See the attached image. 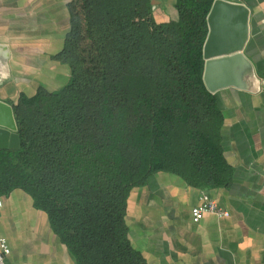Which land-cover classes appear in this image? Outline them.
I'll list each match as a JSON object with an SVG mask.
<instances>
[{"label": "trees", "instance_id": "16d2710c", "mask_svg": "<svg viewBox=\"0 0 264 264\" xmlns=\"http://www.w3.org/2000/svg\"><path fill=\"white\" fill-rule=\"evenodd\" d=\"M213 2L176 0L177 20L157 23L150 0H71L55 57L68 83L12 104L20 147L0 150V199L26 193L75 264H144L125 209L151 174L230 184L223 117L203 82Z\"/></svg>", "mask_w": 264, "mask_h": 264}, {"label": "crops", "instance_id": "0c3cea01", "mask_svg": "<svg viewBox=\"0 0 264 264\" xmlns=\"http://www.w3.org/2000/svg\"><path fill=\"white\" fill-rule=\"evenodd\" d=\"M150 1L157 23L177 20L176 0ZM224 1L249 12L241 54L251 70L235 76L245 89L229 86L213 94L231 182L200 190L157 172L133 188L125 209L127 237L144 264H264V0ZM70 2L0 0V46L8 51L7 68L0 62L1 101L12 105L21 95L55 92L68 83L69 67L55 57L69 31ZM201 192L228 216L195 222L191 210ZM0 239L10 249L5 264H75L45 213L21 190L0 199Z\"/></svg>", "mask_w": 264, "mask_h": 264}, {"label": "water", "instance_id": "95a60500", "mask_svg": "<svg viewBox=\"0 0 264 264\" xmlns=\"http://www.w3.org/2000/svg\"><path fill=\"white\" fill-rule=\"evenodd\" d=\"M248 16V9L241 4L224 0H214L212 4L203 46V82L211 94L229 86L245 89V84L236 86L238 78L235 76L240 73L245 77L251 70L249 62L241 54L248 35ZM7 59V48L0 46V62L5 69ZM229 76L231 79H227ZM19 147L12 105L0 100V150H18Z\"/></svg>", "mask_w": 264, "mask_h": 264}, {"label": "built area", "instance_id": "2783aa9c", "mask_svg": "<svg viewBox=\"0 0 264 264\" xmlns=\"http://www.w3.org/2000/svg\"><path fill=\"white\" fill-rule=\"evenodd\" d=\"M206 215L216 216L217 218H225L228 216V213L220 208L207 193L201 192L199 203L191 210V217L195 222H198ZM9 254L10 249L6 244V241L0 239V264H5V259Z\"/></svg>", "mask_w": 264, "mask_h": 264}]
</instances>
